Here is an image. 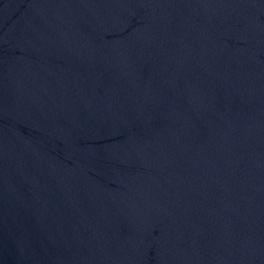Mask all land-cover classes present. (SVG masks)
I'll return each instance as SVG.
<instances>
[{
  "label": "water",
  "instance_id": "95a60500",
  "mask_svg": "<svg viewBox=\"0 0 264 264\" xmlns=\"http://www.w3.org/2000/svg\"><path fill=\"white\" fill-rule=\"evenodd\" d=\"M0 264H264V0H0Z\"/></svg>",
  "mask_w": 264,
  "mask_h": 264
}]
</instances>
